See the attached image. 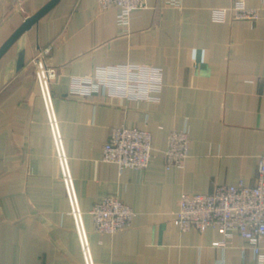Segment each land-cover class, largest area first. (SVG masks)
I'll use <instances>...</instances> for the list:
<instances>
[{
    "label": "crops",
    "instance_id": "1",
    "mask_svg": "<svg viewBox=\"0 0 264 264\" xmlns=\"http://www.w3.org/2000/svg\"><path fill=\"white\" fill-rule=\"evenodd\" d=\"M49 1L0 0V49ZM148 3L122 26L117 6L60 0L0 57V264H261L239 233L221 247L218 228L182 230L175 214L186 193L258 182L264 14L238 20L234 10L264 0ZM47 47L59 74L50 100L33 61ZM128 64L161 70L157 100L76 91L98 68ZM120 125L152 132L147 169L103 160ZM184 127L190 156L168 168L169 135ZM108 195L135 215L129 228L100 234L91 211Z\"/></svg>",
    "mask_w": 264,
    "mask_h": 264
},
{
    "label": "built area",
    "instance_id": "2",
    "mask_svg": "<svg viewBox=\"0 0 264 264\" xmlns=\"http://www.w3.org/2000/svg\"><path fill=\"white\" fill-rule=\"evenodd\" d=\"M148 1L98 0L104 9L110 6L120 8L118 23L122 26L130 24L132 11L148 7ZM165 3L180 7L182 0H165ZM263 14L264 5L236 7L234 10V18L238 20H259ZM50 50V47L41 49L33 59L41 65L47 87L59 75L58 70L47 62L46 55ZM161 75L160 69L144 65L102 67L94 76L81 78L76 91H96L107 87L116 95L157 100L156 93L162 85ZM189 149L188 128L172 131L165 150L166 166H183L190 156ZM153 157V134L148 129L127 125L114 127L104 145L103 160L116 163L121 171L126 168L145 170ZM91 213L95 230L100 234H114L129 228L135 215L132 207L115 195L98 201ZM175 222L182 230L204 232L210 227L218 228L222 238L217 245L221 247L231 245L235 233H239L248 241L257 261L264 263V154L259 157L257 184L248 185L240 181L218 185L210 193H186L180 199Z\"/></svg>",
    "mask_w": 264,
    "mask_h": 264
},
{
    "label": "water",
    "instance_id": "3",
    "mask_svg": "<svg viewBox=\"0 0 264 264\" xmlns=\"http://www.w3.org/2000/svg\"><path fill=\"white\" fill-rule=\"evenodd\" d=\"M60 0H50L47 4H45L37 13L33 16L28 17L25 22L19 27V29L6 41V43L0 49V57L3 53L11 46L13 42L17 40V38L29 27H31L34 23H36L47 11H49L54 5H56ZM39 69L41 72L42 82L44 84L45 94L47 98L50 100L49 90L46 85V82L43 77L42 67L39 65Z\"/></svg>",
    "mask_w": 264,
    "mask_h": 264
}]
</instances>
